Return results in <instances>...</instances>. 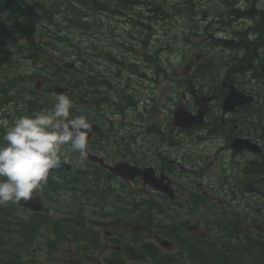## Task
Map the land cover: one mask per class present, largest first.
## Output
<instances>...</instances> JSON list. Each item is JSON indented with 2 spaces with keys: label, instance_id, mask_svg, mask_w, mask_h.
<instances>
[{
  "label": "flooded vegetation",
  "instance_id": "1",
  "mask_svg": "<svg viewBox=\"0 0 264 264\" xmlns=\"http://www.w3.org/2000/svg\"><path fill=\"white\" fill-rule=\"evenodd\" d=\"M82 1L75 49L66 10L62 33L47 35L60 46L14 34L16 14L7 17L13 31L0 45L16 46L22 65L13 66L15 56L0 59V143L3 121L50 109L57 87L68 90L73 116H86L92 131L87 158L67 152L49 173L64 180L32 196L43 211L8 220L0 209L2 225L12 234L29 228L27 241L34 224L58 236L71 230L68 240L81 244L68 264H122L121 254L133 250L130 234L141 244L153 229L151 243L136 251L144 264L153 251L167 256L165 264H264V19H244L243 0H192L204 18L188 20L175 12L179 0H130L125 10ZM83 10L96 18H82ZM179 111L189 114L187 126L177 123ZM136 170H151L173 198ZM66 176L79 182L77 196L64 190ZM75 197L83 203L69 200ZM132 211L143 223L127 219Z\"/></svg>",
  "mask_w": 264,
  "mask_h": 264
},
{
  "label": "clouds",
  "instance_id": "2",
  "mask_svg": "<svg viewBox=\"0 0 264 264\" xmlns=\"http://www.w3.org/2000/svg\"><path fill=\"white\" fill-rule=\"evenodd\" d=\"M73 108L72 99L62 93L50 109L19 116L11 125L2 122L0 204L29 201L67 152L87 158L91 123L84 115L73 116Z\"/></svg>",
  "mask_w": 264,
  "mask_h": 264
},
{
  "label": "trees",
  "instance_id": "3",
  "mask_svg": "<svg viewBox=\"0 0 264 264\" xmlns=\"http://www.w3.org/2000/svg\"><path fill=\"white\" fill-rule=\"evenodd\" d=\"M91 3H96L99 0H89ZM103 2H111L114 5L117 3L120 5L117 6L119 9L118 10H125L128 8L127 5H129L130 0H102ZM134 1V0H132ZM138 2H141V0H137ZM248 1V0H246ZM250 4L254 3H261L264 0H249ZM186 3H189L190 6H193L195 4L194 1L192 0H186ZM62 5L63 7H66L67 4L69 7L75 6V0H0V17H3V20L0 18V44L3 40H7L10 38V35L12 34V27L6 22V18L11 15V11L9 10L12 7H18L17 8V13L14 18L15 21H18L22 17V24L24 25L26 21L28 22L27 25L30 23L28 19V15H38L37 19L42 17L41 23L45 26H47V23L44 22V19L48 21L47 17H51L50 15V8L51 7H56L58 5ZM127 4V5H126ZM52 5V6H51ZM113 5V6H114ZM122 6V8H121ZM47 8V10H45ZM41 9V10H40ZM187 9V8H186ZM255 8L250 7L249 9V18H252V12ZM252 10V12H250ZM181 11V12H180ZM175 12L179 13V15L184 16L185 19L187 18H192V14L186 13L183 11L182 7L176 8ZM187 12H192V9L190 8ZM261 12V11H260ZM41 13L44 15H41ZM26 19V21H25ZM74 19V18H73ZM25 26V25H24ZM26 27V26H25ZM262 33V31L260 32ZM2 37V38H1ZM9 44L11 45L12 42L8 41ZM4 46V45H3ZM2 45H0V56L3 57L5 54V49L3 48ZM8 56V54H6ZM53 178L48 176L46 183H52L51 181ZM71 183L69 184L70 187H74L76 185V182H74L72 179H67ZM73 228V227H71ZM10 228L5 226V224L2 225L0 222V264H15L16 262V256L17 253L19 252L20 247H18V244L22 243L23 241H27V238L29 236V228L27 229H20V232L18 233H11ZM37 232V231H36ZM70 232V231H69ZM10 259V260H9ZM18 262V261H17ZM204 264H207L204 262Z\"/></svg>",
  "mask_w": 264,
  "mask_h": 264
},
{
  "label": "bare ground",
  "instance_id": "4",
  "mask_svg": "<svg viewBox=\"0 0 264 264\" xmlns=\"http://www.w3.org/2000/svg\"><path fill=\"white\" fill-rule=\"evenodd\" d=\"M76 1L77 0H75V4H76ZM114 1V0H113ZM186 0H184V2H180V0H179V4L180 5H183V6H186L187 7V11L191 8L190 7V4L189 3H186L185 2ZM207 1H209V2H211V3H216L217 2V0H207ZM244 1V11H243V18L244 19H246V18H249V16H250V14H249V9H250V7H251V5H250V1L248 0V1H246V0H243ZM112 2V1H111ZM171 2H175V0H171ZM227 2H230V0H227V1H224V3H227ZM221 3H223V2H221ZM259 3H261V1L259 2ZM259 3H256V4H253V6L252 7H254L255 9L253 10V12L251 13L252 14V18L255 16V14H258V18H260V14H261V12L260 11H262L261 9H259V7L260 8H262V7H264V6H261ZM263 3V2H262ZM74 4V5H75ZM107 5H108V3H107ZM114 5V4H113ZM52 6V5H51ZM109 6H110V3H109ZM51 8H53L55 11H57V10H59V11H57L58 13H50V15H51V18L52 19H59V17H62V13H61V8H60V6L58 5V6H56V7H51ZM180 8V7H179ZM71 9H72V11L74 10V6L73 7H71ZM89 8H86V10H88ZM198 9V8H197ZM41 10V9H40ZM45 10H47V8L45 9ZM85 10V11H86ZM202 10L203 9H201L200 11L199 10H197L198 11V16H195V14H194V11L192 10V12H188V13H190V14H192V18H194V17H201V18H204V15H203V13H202ZM84 12V10L81 12V13H83ZM181 12V11H180ZM85 13V12H84ZM84 13H83V15H82V18H84V19H91V18H96V15H95V13L94 12H92V13H89L88 14V16L86 15V16H84ZM1 18V20H3V17H0ZM76 19L78 18V23L77 24H79L80 23V20L79 19H81V17H75ZM179 18H181V19H185L184 18V16H182V15H179ZM191 18V19H192ZM262 19H264V16H262L261 17ZM260 18V19H261ZM42 17H40V18H38V19H36V20H39V23H38V27L40 28V29H43V28H47V29H52L51 28V21L50 22H47L46 21V19H44V22H46L47 23V26H45V25H43L42 23H41V21H42ZM188 19H190V18H187V20ZM69 20H71V18H68L67 19V21H69ZM25 21H26V19H25ZM54 23H56L54 20H52ZM27 21H26V23L24 24L26 27H28V25H27ZM50 26V27H49ZM11 27V26H10ZM2 38V37H1ZM2 40H3V38H2ZM8 44H9V42H8ZM10 45V44H9ZM3 46V45H2ZM13 48L14 49H5V54H4V56L3 57H1L0 56V59H3L5 56H7L6 54H8V56H15V58H14V64H13V66H16V65H22V64H20L21 62H22V58H17V55L20 53V50L16 47V46H13ZM31 65L32 66H34L33 65V63H31ZM35 66H36V64H35ZM260 86V85H259ZM255 93V92H254ZM53 178V181H54V183L55 182H58V181H63L64 180V178H61L60 180H56V177H52ZM72 179L74 182H76V185L74 186V187H70L69 186V184L71 183L69 180L67 181V183L65 184L66 186H68L71 190H73V191H77L78 190V188H79V182H77V181H75V179H74V177H68V176H66V179ZM53 183V184H54ZM60 187V186H59ZM9 224V223H8ZM7 224H5V226H6ZM9 226L10 227H12L13 225H11V224H9ZM29 227H31V225L29 226ZM34 227H35V230L37 231V224H34ZM60 236L62 237V238H69L70 236H71V233L68 231V230H62V231H60ZM10 260V259H9ZM205 263H207V262H205ZM208 264V263H207Z\"/></svg>",
  "mask_w": 264,
  "mask_h": 264
},
{
  "label": "rangeland",
  "instance_id": "5",
  "mask_svg": "<svg viewBox=\"0 0 264 264\" xmlns=\"http://www.w3.org/2000/svg\"><path fill=\"white\" fill-rule=\"evenodd\" d=\"M177 1V0H176ZM224 1H227V0H217V2L216 3H221V2H224ZM240 0H237V2H239ZM179 2V1H178ZM180 2H184V0H180ZM230 2H231V4L232 5H235V4H237V3H235L236 2V0H230ZM261 6H264V1H263V3H259ZM181 6H183V5H181ZM182 9H183V11L184 12H186V13H188L187 12V9L183 6L182 7ZM259 9H261L262 11H261V14H260V18L262 17V16H264V7H262V8H260L259 7ZM60 10V9H59ZM59 10H57V11H59ZM57 11H55L53 8H50V12L51 13H58ZM41 15H43L42 13H41ZM44 16V15H43ZM48 18V21L47 22H50L51 21V28H54L57 24H59L60 22H61V20H62V17H59V19H52L51 17H47ZM259 18V19H260ZM52 20H54L56 23H54ZM261 20H262V18H261ZM68 22H70V23H73L74 25H78L77 23H78V18L76 19V18H74V19H72L71 18V20H69ZM38 23H39V20H36V19H32V20H30V23L28 24V28L29 27H31V28H35V29H40L38 26ZM50 27V26H49ZM247 29H254V27H250V26H245ZM257 28H258V25H257ZM43 29H47V28H43ZM248 30V31H249ZM59 33H62V29H59V31H58ZM67 35H69L70 36V34H67ZM67 35H65L66 37H68ZM254 38V37H253ZM65 252H67V251H63L62 250V254H60L59 256H62V255H65V254H63V253H65ZM61 260H64V259H61Z\"/></svg>",
  "mask_w": 264,
  "mask_h": 264
},
{
  "label": "water",
  "instance_id": "6",
  "mask_svg": "<svg viewBox=\"0 0 264 264\" xmlns=\"http://www.w3.org/2000/svg\"><path fill=\"white\" fill-rule=\"evenodd\" d=\"M57 91H62V90H57ZM179 121H185V117L184 116H181V117H179ZM179 124L180 125H183V124H181L180 122H179ZM149 177V176H148ZM148 177H146L145 178V181L146 182H151L152 183V185L156 188V189H158V190H163V191H168V189L166 188V187H164V186H162L161 184H159V183H156L155 181H153L152 179H148Z\"/></svg>",
  "mask_w": 264,
  "mask_h": 264
}]
</instances>
